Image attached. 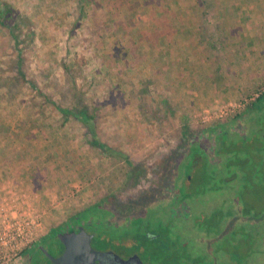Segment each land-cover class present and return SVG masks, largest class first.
Returning <instances> with one entry per match:
<instances>
[{
	"label": "rangeland",
	"instance_id": "1",
	"mask_svg": "<svg viewBox=\"0 0 264 264\" xmlns=\"http://www.w3.org/2000/svg\"><path fill=\"white\" fill-rule=\"evenodd\" d=\"M177 1L0 0L19 38L0 23V234L35 218L36 242L85 210L91 219L140 212L162 196L189 143L264 92V0ZM160 7L173 10L169 20ZM161 47L194 56L163 65ZM61 109L92 116L95 140ZM254 193L245 199L256 205L257 237L244 221L255 241L242 258L253 246L264 264V189Z\"/></svg>",
	"mask_w": 264,
	"mask_h": 264
},
{
	"label": "flooded vegetation",
	"instance_id": "2",
	"mask_svg": "<svg viewBox=\"0 0 264 264\" xmlns=\"http://www.w3.org/2000/svg\"><path fill=\"white\" fill-rule=\"evenodd\" d=\"M262 115V112L259 113L257 120L253 118V122L248 120L247 124L252 127L250 135L253 138H258V141L261 140V143L264 144V116ZM231 129L236 134L246 133L244 125L241 127L234 124ZM242 137L245 138L244 135ZM198 142H191L189 146ZM206 146L204 149L207 150L210 159H213L212 141H207ZM187 150L177 160L171 177L168 176L167 180H163L162 196L152 205L140 211L145 210L144 213L129 214L127 217L114 213L102 219L87 218L85 211L73 215L57 229L46 233L36 242L34 241L26 249L30 252L28 258L21 256L19 264H53L46 253L53 258L60 257L65 252L66 246L59 240L57 232L64 234L70 231L74 234L81 232L83 239H88L90 247L95 253L96 264H124L134 255L143 264H189L188 261L191 264H229L231 259L228 255L223 254L220 244L222 241L225 244L230 239L233 244V240H236L239 242L238 249L240 248L241 252L243 250L242 223L244 221L258 223V219L243 216L242 202L229 195L233 191L231 193L229 191L212 193L206 196L203 202H193L188 198L186 196L187 185L191 180V175L187 173L189 169ZM221 199L232 204L231 214L226 210L223 212L216 210L215 212ZM149 208H155L159 212L151 216L148 214ZM141 216L150 219L146 221V224L149 223L148 221L157 220V226L150 229L144 221L139 220ZM212 217L214 222L216 221L215 225L204 224L205 219L209 223ZM203 225L210 229L205 233L207 237L200 234L198 229ZM182 227L189 228L191 235L194 231V237L189 238L190 236L183 235ZM236 228H239L241 232L240 235L237 233L236 239H234ZM215 231L218 232L217 235L214 233ZM196 243L200 246H198V252L192 250ZM196 260L197 262H195Z\"/></svg>",
	"mask_w": 264,
	"mask_h": 264
},
{
	"label": "trees",
	"instance_id": "3",
	"mask_svg": "<svg viewBox=\"0 0 264 264\" xmlns=\"http://www.w3.org/2000/svg\"><path fill=\"white\" fill-rule=\"evenodd\" d=\"M12 14L13 13L10 6L2 5V7H0V23L8 27L12 39L15 41L16 45H19V38L15 34V26L13 27L7 25L6 23L7 21H10ZM61 112L63 114H72L76 119L86 124L92 133V138L95 140V133L93 132L92 126L90 125V120L93 119L92 116H88L85 113H79L77 111L73 112L63 109H61ZM261 112L263 113L262 116H264V92L261 93L243 113L235 115L231 121L226 122L223 125L211 128V130L206 129L202 131L199 134V137H196V141L199 142L192 143L191 147L188 145L187 158L189 161V169L187 170V173L191 175V180L188 181L187 185L186 196L188 198H190L193 202H203L206 196L211 195L212 193H220L221 191H229V193H231V191H233L229 195L240 199L243 204L241 208L243 216H257L253 213V208L256 206L253 202L254 200H246L245 198L251 196V194H253L257 188L264 189V172L262 170L264 165V144L260 141V145H257V143L255 146L251 145L250 143L248 144L249 138L257 141L258 138H253L250 135V130L252 127L247 124V121L251 120V122H253V118L256 119L258 114ZM234 124H238V126L241 127L242 125L245 126L246 129L244 130L246 133L242 134L245 138H243L242 135L238 133H233L231 128ZM209 140L212 141L214 148L213 159H210L207 150L204 149L207 147L206 142ZM114 153L119 154V156H123L119 152ZM251 153L257 154V159L253 160ZM124 158L128 166L133 169L134 167L129 162V160L126 159V157ZM217 207L218 208L215 209V212L216 210L217 212L221 210L223 212L226 210V212L229 214H231V210L233 208L230 202L227 203L223 199L219 201ZM157 212L159 211L155 208L148 209V214L151 216H154L157 214ZM257 224L258 223L248 221L245 225V229L247 231H254V237H257ZM198 229L201 232L200 234L204 235L205 237H207L205 233L210 231L209 227L204 225L200 226ZM241 231L243 232L242 228ZM241 231L239 228L234 230V239H236L235 237L237 236V233L240 235ZM214 233L216 235L218 234L216 231ZM233 241V244H231V239L228 242L226 241L225 244L222 241L220 245L222 246L221 251L223 254L228 255L231 259V262L235 264H245V262L246 264H256L254 256L256 254L253 250V246L249 247L248 254L242 258V251L240 252V248L238 249L239 242L236 240ZM254 241L255 240L252 236L243 233L242 248L243 244L248 245ZM258 246H261V251V248L264 246V242H259ZM29 254L30 252L26 251L25 248L21 251L20 256L28 258ZM195 262H197V260Z\"/></svg>",
	"mask_w": 264,
	"mask_h": 264
},
{
	"label": "built area",
	"instance_id": "4",
	"mask_svg": "<svg viewBox=\"0 0 264 264\" xmlns=\"http://www.w3.org/2000/svg\"><path fill=\"white\" fill-rule=\"evenodd\" d=\"M205 117L211 120L212 115L206 113ZM39 226L35 218L26 217L13 223L7 233L0 234V264H7L16 259L24 248L34 242Z\"/></svg>",
	"mask_w": 264,
	"mask_h": 264
},
{
	"label": "water",
	"instance_id": "5",
	"mask_svg": "<svg viewBox=\"0 0 264 264\" xmlns=\"http://www.w3.org/2000/svg\"><path fill=\"white\" fill-rule=\"evenodd\" d=\"M57 235L59 240L66 246V250L58 258H53L45 252L53 264H96L95 253L92 251L88 239H83L81 232L79 234H74L71 231L64 234L57 232ZM124 264L143 263L134 255Z\"/></svg>",
	"mask_w": 264,
	"mask_h": 264
},
{
	"label": "crops",
	"instance_id": "6",
	"mask_svg": "<svg viewBox=\"0 0 264 264\" xmlns=\"http://www.w3.org/2000/svg\"><path fill=\"white\" fill-rule=\"evenodd\" d=\"M177 2H178V4L180 3V1H177L176 0V4H177ZM159 11H161L164 14L166 13V19H168V20L171 18V15L170 14L173 12V10L172 11H169L165 7H160V10ZM181 12H182V10H181ZM130 14H131V12H130ZM178 14L180 15V17L182 16L181 13H178ZM183 15H185V13H183ZM126 32H128V30H126ZM161 48L163 49V53H162V56L160 57V62L163 65L167 64L169 58L172 59L171 56H174V60L175 61L187 60L189 62H190V59L192 58V55L194 56L193 47H172V51L173 52L171 51L170 47H161ZM194 48H196V47H194ZM203 48H207V47H203ZM166 50L169 51L168 55L166 54ZM183 51H184V54H183ZM170 53H171V55H170ZM207 61L208 60H204V67L205 68L207 67ZM204 74H205V76H210L211 75V74L208 75L209 74V71L208 72H205Z\"/></svg>",
	"mask_w": 264,
	"mask_h": 264
}]
</instances>
